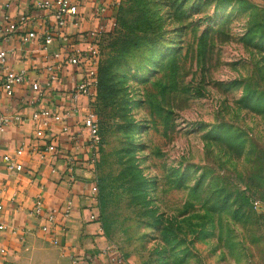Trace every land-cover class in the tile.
Returning a JSON list of instances; mask_svg holds the SVG:
<instances>
[{
    "label": "rangeland",
    "instance_id": "rangeland-1",
    "mask_svg": "<svg viewBox=\"0 0 264 264\" xmlns=\"http://www.w3.org/2000/svg\"><path fill=\"white\" fill-rule=\"evenodd\" d=\"M120 8L99 46L105 239L133 264H264V0Z\"/></svg>",
    "mask_w": 264,
    "mask_h": 264
},
{
    "label": "built area",
    "instance_id": "built-area-1",
    "mask_svg": "<svg viewBox=\"0 0 264 264\" xmlns=\"http://www.w3.org/2000/svg\"><path fill=\"white\" fill-rule=\"evenodd\" d=\"M120 0H0V40L14 47L0 46V100L19 98L31 113H0V132L29 122L37 143L7 151L0 157L6 173H21V158L36 153L41 159L62 158L68 169H92L101 144L98 116L94 109L97 95L100 43L103 34L113 28ZM15 9H25L16 13ZM92 24L84 29L83 24ZM41 55V64L14 69L8 58L19 52L20 60L31 58L33 47ZM53 49V50H51ZM58 131L55 132L56 129ZM51 136L49 140L46 137ZM68 139L65 147L62 139ZM88 154V156H87ZM54 170H52V173ZM69 182L73 181L67 175ZM94 185L91 193L94 196ZM37 196L31 214L40 220L38 231L52 246H60L67 228L65 221L71 211L69 201L59 210L46 211ZM2 205L0 204V212ZM6 226L0 224V231ZM4 250L0 249V254ZM98 256H101L100 258ZM71 264H132L119 249L110 245L98 255L78 258L70 256Z\"/></svg>",
    "mask_w": 264,
    "mask_h": 264
},
{
    "label": "crops",
    "instance_id": "crops-1",
    "mask_svg": "<svg viewBox=\"0 0 264 264\" xmlns=\"http://www.w3.org/2000/svg\"><path fill=\"white\" fill-rule=\"evenodd\" d=\"M24 10L15 9L16 13ZM90 26L92 24H83L84 29ZM18 44L17 37L9 43L0 40L3 48ZM33 48L31 58L20 60V54L16 51L8 58L7 65L18 70L33 63L41 64V55L36 46ZM17 96L19 98L1 99L0 113L24 114L28 117L32 109L19 102L28 93L19 91ZM50 137L47 135L46 139ZM36 143V134L29 122L10 127L0 132V157L21 145L31 149ZM60 143L70 147L66 138ZM28 153L21 158V173H6L0 161V224L6 226L5 230L0 231V249L4 250L0 254V264H71V255L80 259L91 254L98 255L109 247L111 244L105 239L96 220V203L91 193L95 185L93 170L77 166L68 169L61 157L57 160L41 159L36 153ZM67 175H71L73 181L69 182ZM37 196L46 211H56L57 219L60 218L59 210L67 201L71 203V211L65 221L67 233L60 246L48 244L38 231L40 220L31 214Z\"/></svg>",
    "mask_w": 264,
    "mask_h": 264
},
{
    "label": "trees",
    "instance_id": "trees-1",
    "mask_svg": "<svg viewBox=\"0 0 264 264\" xmlns=\"http://www.w3.org/2000/svg\"><path fill=\"white\" fill-rule=\"evenodd\" d=\"M121 10H122V8L118 9V11H117V14H118L117 15V18L120 15ZM97 76H98V85H97V95H96V100H95V104H94V109H95V111L97 113V116H98L99 115V112H98V100H99L100 90H101L100 66L97 69ZM98 121H99V119H98Z\"/></svg>",
    "mask_w": 264,
    "mask_h": 264
}]
</instances>
